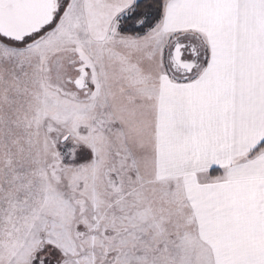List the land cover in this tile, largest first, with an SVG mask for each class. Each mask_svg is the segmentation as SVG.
Masks as SVG:
<instances>
[{"label":"snow or ice","instance_id":"obj_1","mask_svg":"<svg viewBox=\"0 0 264 264\" xmlns=\"http://www.w3.org/2000/svg\"><path fill=\"white\" fill-rule=\"evenodd\" d=\"M0 264H264V0H0Z\"/></svg>","mask_w":264,"mask_h":264}]
</instances>
